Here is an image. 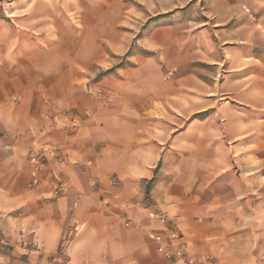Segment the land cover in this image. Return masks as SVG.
<instances>
[{
    "label": "crops",
    "instance_id": "1",
    "mask_svg": "<svg viewBox=\"0 0 264 264\" xmlns=\"http://www.w3.org/2000/svg\"><path fill=\"white\" fill-rule=\"evenodd\" d=\"M232 5L201 50L212 72L191 71L189 94L183 78L176 94L153 92L132 68L114 101L89 105L98 60L17 73L67 80L47 106L38 83L18 101L0 94V232L12 246L0 264H186L148 238L168 227L196 258L264 264V0Z\"/></svg>",
    "mask_w": 264,
    "mask_h": 264
},
{
    "label": "rangeland",
    "instance_id": "2",
    "mask_svg": "<svg viewBox=\"0 0 264 264\" xmlns=\"http://www.w3.org/2000/svg\"><path fill=\"white\" fill-rule=\"evenodd\" d=\"M234 1L0 0V94L18 101L31 82L38 83L40 106H47L52 102L50 85L63 86L67 79L27 81L17 73L41 71L44 66L50 72L61 71L70 60L101 63L87 71L89 105L114 101L117 83H122L118 78H126L132 68L133 80L153 92L176 94V81L183 78L187 86L191 71L208 80L212 68L201 60V50ZM52 59L63 63L59 68L51 62L41 64ZM138 66L145 68L147 80L140 77ZM2 141L0 131V169L5 166ZM11 250L0 232V253Z\"/></svg>",
    "mask_w": 264,
    "mask_h": 264
},
{
    "label": "built area",
    "instance_id": "3",
    "mask_svg": "<svg viewBox=\"0 0 264 264\" xmlns=\"http://www.w3.org/2000/svg\"><path fill=\"white\" fill-rule=\"evenodd\" d=\"M35 162L41 163V157L34 158ZM116 183V180H114ZM62 187V185H59ZM162 222H166L163 214L154 213ZM129 224V221L126 222ZM77 229V227H75ZM149 240L156 245L157 251L170 261H183L186 264H218L211 257L196 258L187 253V245L182 240V235L176 228H167L163 231H150L148 233Z\"/></svg>",
    "mask_w": 264,
    "mask_h": 264
}]
</instances>
